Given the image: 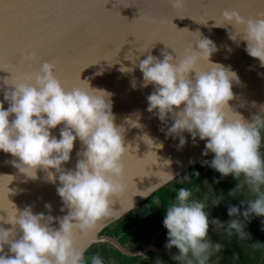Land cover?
Returning a JSON list of instances; mask_svg holds the SVG:
<instances>
[{"label":"clouds","instance_id":"9594fccd","mask_svg":"<svg viewBox=\"0 0 264 264\" xmlns=\"http://www.w3.org/2000/svg\"><path fill=\"white\" fill-rule=\"evenodd\" d=\"M166 2L180 11L188 0ZM221 18L222 23L215 21L216 26L231 25L235 31L230 38L235 40L240 36L245 40L247 54L258 58L264 67V16L245 17L233 9L224 10ZM192 33L198 35L182 52L163 41L166 46L161 52L163 59L149 54L140 60L143 84L154 88L147 96V111L155 112L161 122L170 116L173 123L165 135L179 137L178 149L186 143L182 135L185 131L193 142L197 137L205 140L202 155L211 152L213 156L203 163L222 177L231 175L237 180L229 196L245 185L254 194V199L240 201L241 205L247 204L243 210L235 205L227 209L231 217L226 223L227 235L235 231L245 238L249 235L245 231L246 222L253 215L264 216V157L260 151L264 107L249 120L230 106L229 101L234 98L233 82H239L237 73L230 66L212 62L210 56L217 50L214 42L199 32ZM149 48L139 50L144 52ZM167 48L175 55L169 54ZM34 57V53H29L27 58ZM98 61L87 64L80 73ZM53 69L54 64L45 61L38 71L27 72L22 78L0 77L5 85H11L0 101V150L18 158L12 163L26 177L34 179L37 169H42L50 182L59 181L56 192L62 201L60 210L68 211L62 217H53L34 214L30 205L23 210L14 206L11 213L7 212L6 220L0 216V221L12 225L8 229L0 227V264H84L83 254L75 244L76 233L94 232L103 218L114 215L110 207L112 198L127 191L123 158L129 148L124 143L123 127L114 122L111 93L90 87L87 80L80 79V73V81L87 83L66 90ZM131 70L120 68L121 72ZM4 101L8 102L7 108ZM58 125H62L59 138L51 131ZM77 139L83 150L77 152L75 168L66 169L64 164L70 160ZM173 178L172 174L165 177L167 181ZM187 180L188 176H184L177 182ZM191 197L189 189L180 187L166 206L162 222L167 230L165 247L178 250L171 258L179 264H208L212 253L222 247L209 239V225L225 223L209 219L205 210L207 197L203 200ZM221 200L222 197L214 199L213 206ZM155 204L159 205L160 201L157 199ZM45 207L50 210L51 205ZM53 221L59 227H53ZM6 244L12 255L3 254ZM90 264H103V261L99 255H93ZM155 264L164 262L157 258Z\"/></svg>","mask_w":264,"mask_h":264},{"label":"water","instance_id":"95a60500","mask_svg":"<svg viewBox=\"0 0 264 264\" xmlns=\"http://www.w3.org/2000/svg\"><path fill=\"white\" fill-rule=\"evenodd\" d=\"M233 9L245 17H258L264 11V0H188L180 11L172 9L166 0H0V69L6 70H0V77L16 80L50 62L66 90L87 83L81 79L90 87L111 93L114 122L124 129V143L129 148L123 158L127 191L112 198L114 215L103 218L94 232L76 233L75 244L83 257L103 243L124 255H144L149 246L153 247L152 239L145 249L129 250L118 237L106 235L107 229L213 156L211 152L202 155L205 140L197 137L193 142L187 131L182 133L186 143L179 149V137L165 135L173 120L169 116L161 122L155 112L147 111V96L154 88L151 84L144 86L140 60L149 54L163 59L165 44L182 52L198 35L192 32H199L216 45L210 60L230 66L239 77V82L232 85L230 106L249 120L264 107V67L258 58L247 54L245 40L240 36L230 38L235 31L231 25L215 24L222 23L224 10ZM166 51L175 55L171 48ZM29 53H34V59L27 58ZM97 61L80 73L81 68ZM121 66L132 70L121 72ZM5 90H11V85L0 80V101ZM4 107H8L7 101ZM61 126L51 130L57 138ZM83 147L79 139L74 142L70 160L64 164L66 169L75 168L77 152ZM13 160L18 158L0 150V216L6 220L14 206L23 210L29 205L34 214L66 215L68 210H60L62 201L56 192L59 181L50 182L42 169H37L36 178H28ZM170 174L174 178L167 181L165 177ZM46 204L51 205L50 210ZM52 226L59 227L55 221ZM0 227L8 229L12 225L0 221ZM8 247L4 246L3 254L12 255Z\"/></svg>","mask_w":264,"mask_h":264},{"label":"rangeland","instance_id":"374dc122","mask_svg":"<svg viewBox=\"0 0 264 264\" xmlns=\"http://www.w3.org/2000/svg\"><path fill=\"white\" fill-rule=\"evenodd\" d=\"M261 137L262 141L260 151L262 157H264V130L261 131ZM207 167L210 169V172L214 173L211 177L216 185L214 184V186L207 191L205 184H208V182L205 181L199 187L202 189L201 193L203 192L201 197H208L206 200L207 207L205 210L209 212L210 220L212 218H216L225 223L223 226L212 225L211 223L209 225V239L213 243L219 242L222 247L219 251L212 253L208 264H264V216L253 215L251 220L246 222L245 231L249 235L246 234L245 238L238 236L235 231H233V234L229 236L226 231V223L229 219H231V217L227 215L228 207L235 205L243 210L247 207V204L245 203L244 205H241L240 201L243 200L247 202L250 199H254V194L251 193L248 190L247 185H245L242 190L235 192L232 196H229V190L235 186L237 180L231 175L222 177L220 173L209 166ZM240 179L242 180L243 177ZM209 185H211V183ZM221 197L223 200H221L218 205L213 206L212 201ZM239 218L241 220L244 219L243 216H240ZM159 237L162 238L163 235H159ZM103 245L105 244H102L101 246ZM103 249L97 251L101 253ZM138 258L146 260L145 256L139 255ZM113 259L115 260V258ZM102 261L103 264H118L116 261L111 260V258L108 260H104L103 258ZM173 264H179V262L173 261Z\"/></svg>","mask_w":264,"mask_h":264},{"label":"trees","instance_id":"16d2710c","mask_svg":"<svg viewBox=\"0 0 264 264\" xmlns=\"http://www.w3.org/2000/svg\"><path fill=\"white\" fill-rule=\"evenodd\" d=\"M207 166V164L203 163L194 168L193 170L189 171L187 174L184 175L188 176L189 180L183 183H178L177 181L181 180L184 177L182 176L181 178L176 180L171 186L161 190L154 197L146 201L134 214H132L131 216H127L124 220L108 228L105 234L109 236L118 237L120 243L129 250H139L147 246L150 240L163 228L162 222L166 214V206L174 200L178 189L180 187L189 189L192 192L191 198H193V194L195 193V190L202 179L201 177H203V170L205 168H208ZM195 173H198L199 175H195ZM157 199L160 201L159 205L155 204V201ZM159 233L160 235H163V237H159V239L157 240L166 241L167 230L164 228ZM160 242L164 243L163 241ZM158 243L159 242L156 241L155 245L158 246ZM103 244L105 245L101 246L102 244H100L93 246L87 252V254L84 256V264H90V257L93 255H100V258L102 260L103 258L104 260H108L109 258H115L116 260H118V264H129L131 262H135L142 259L138 258L139 256L124 255L109 244ZM100 249H103L101 253L97 251ZM152 252L153 251H148L146 255H150Z\"/></svg>","mask_w":264,"mask_h":264},{"label":"crops","instance_id":"0c3cea01","mask_svg":"<svg viewBox=\"0 0 264 264\" xmlns=\"http://www.w3.org/2000/svg\"><path fill=\"white\" fill-rule=\"evenodd\" d=\"M206 174H207L208 177L206 176ZM212 175H214V173L210 172L209 168H205L203 170V177H201L202 179H201L199 185L197 186V188L195 190V193L193 194V198L194 199L203 200L205 197H207V196H204V195H203L204 197H201L203 192L201 193L202 189H200L199 187L205 181L208 182V184L207 183L205 184L206 185L205 187H206L207 191H209L214 186V184L216 185V183L213 182L214 180L211 177ZM204 176H206V177H204ZM210 183H211V185H209ZM207 199H208V197H207ZM157 239H159V235L157 236V234H156L153 237L152 242L154 244H156L155 241H158L159 242L158 246H156V245H155L156 247L155 246L154 247L149 246L148 249H152L151 251H153V252L150 255L149 254L145 255L146 260L145 259H141V260H138V261H135V262H131L129 264H155V261L157 260V258L162 260L164 262V264H173V261H175V260H173L171 257L173 255L177 254L178 250L175 247H173L172 249H167L165 247L166 241L165 240H157ZM160 241H163L164 243H161ZM111 260L118 262V260H116V259L114 260L113 258H111Z\"/></svg>","mask_w":264,"mask_h":264},{"label":"flooded vegetation","instance_id":"af4514ba","mask_svg":"<svg viewBox=\"0 0 264 264\" xmlns=\"http://www.w3.org/2000/svg\"><path fill=\"white\" fill-rule=\"evenodd\" d=\"M165 227L163 226V228L162 229H164ZM158 235H160V233L159 234H157V236ZM153 239V238H152ZM151 241V240H150ZM156 242V241H155ZM150 243V242H149ZM149 243L147 244V246H145V247H143V248H141V249H139V250H142V249H145V248H147L148 246H149ZM152 245H153V247L155 246V244L152 242L151 243ZM156 247V246H155ZM152 249H148L145 253H144V255H141V256H145L146 254H147V252L148 251H151Z\"/></svg>","mask_w":264,"mask_h":264},{"label":"snow or ice","instance_id":"6c2138e0","mask_svg":"<svg viewBox=\"0 0 264 264\" xmlns=\"http://www.w3.org/2000/svg\"><path fill=\"white\" fill-rule=\"evenodd\" d=\"M259 14L260 15L258 17L264 16V11L259 12Z\"/></svg>","mask_w":264,"mask_h":264}]
</instances>
